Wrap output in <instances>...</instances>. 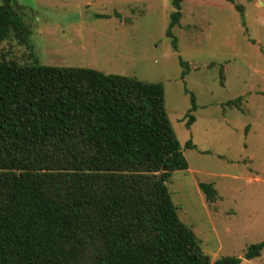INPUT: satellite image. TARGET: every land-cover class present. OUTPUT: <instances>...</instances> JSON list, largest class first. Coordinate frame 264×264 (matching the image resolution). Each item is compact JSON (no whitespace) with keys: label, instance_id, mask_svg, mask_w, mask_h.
<instances>
[{"label":"trees","instance_id":"1","mask_svg":"<svg viewBox=\"0 0 264 264\" xmlns=\"http://www.w3.org/2000/svg\"><path fill=\"white\" fill-rule=\"evenodd\" d=\"M186 1L197 0H171L166 36L175 49ZM223 1L243 17L242 4ZM30 34L15 0H0V45L14 39L32 49ZM31 58L0 56V264L241 263L233 256L210 263L177 215L166 182L188 163L162 83ZM180 64L184 79L189 66ZM186 93L190 129L197 104ZM241 102L225 105L242 111ZM186 147L196 148L191 140ZM199 189L216 200L212 183ZM263 249L251 244L244 259Z\"/></svg>","mask_w":264,"mask_h":264},{"label":"rangeland","instance_id":"2","mask_svg":"<svg viewBox=\"0 0 264 264\" xmlns=\"http://www.w3.org/2000/svg\"><path fill=\"white\" fill-rule=\"evenodd\" d=\"M237 3L243 17L223 0L183 2L175 49L166 36L171 0H15L32 49L12 39L0 56L22 63L33 53L41 65L162 83L188 163L166 182L177 215L210 263L233 256L264 264V249L244 259L248 246L264 242V0ZM180 59L189 66L184 79ZM186 91L197 104L190 129ZM240 96L242 111L225 105ZM199 183H212L216 200L207 201Z\"/></svg>","mask_w":264,"mask_h":264}]
</instances>
